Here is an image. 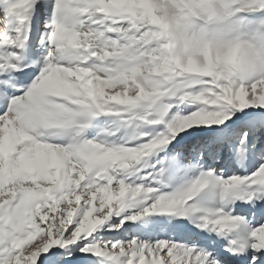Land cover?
<instances>
[{
  "label": "snow or ice",
  "instance_id": "snow-or-ice-1",
  "mask_svg": "<svg viewBox=\"0 0 264 264\" xmlns=\"http://www.w3.org/2000/svg\"><path fill=\"white\" fill-rule=\"evenodd\" d=\"M0 264H264V0H0Z\"/></svg>",
  "mask_w": 264,
  "mask_h": 264
}]
</instances>
